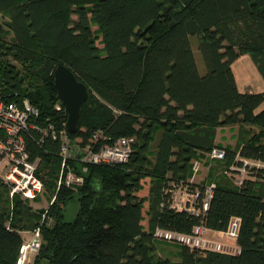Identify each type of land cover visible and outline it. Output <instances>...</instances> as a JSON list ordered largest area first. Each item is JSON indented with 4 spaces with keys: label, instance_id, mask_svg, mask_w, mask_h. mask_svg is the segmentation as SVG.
Returning <instances> with one entry per match:
<instances>
[{
    "label": "trees",
    "instance_id": "obj_1",
    "mask_svg": "<svg viewBox=\"0 0 264 264\" xmlns=\"http://www.w3.org/2000/svg\"><path fill=\"white\" fill-rule=\"evenodd\" d=\"M244 53L264 77V0H0V96L27 99L37 127L65 128L52 75L62 63L87 87L68 131L73 150L134 136L127 162L85 164L76 153L70 163L86 165L83 183L58 187L59 142L30 127L25 143L40 158L49 204L10 197L0 178V264H17L23 232L36 228L32 264H264V91L237 88L231 64ZM235 123L252 128L234 146L216 143V128ZM213 147L224 157L212 159L220 172L209 174L218 173L202 209L208 186L191 180L192 160ZM176 185L197 192V213L171 206ZM74 197L76 214L65 220ZM235 216L234 253L156 244L157 227L219 231Z\"/></svg>",
    "mask_w": 264,
    "mask_h": 264
},
{
    "label": "built area",
    "instance_id": "obj_2",
    "mask_svg": "<svg viewBox=\"0 0 264 264\" xmlns=\"http://www.w3.org/2000/svg\"><path fill=\"white\" fill-rule=\"evenodd\" d=\"M38 114L35 108L27 99L22 102L6 100L0 96V178L8 186L9 196L17 195L22 199L34 200L41 196L44 191V182L39 176L40 158H30V153L25 143V133L30 127L37 128L42 137L49 135L52 139L59 142V173L56 179L57 186L76 187L83 183L82 171L86 170V165L75 169L70 163L77 153L71 147V138L68 136L66 128L55 129L53 124L44 127H37L30 123V118ZM101 136L100 132L94 134L93 139L97 140ZM134 136H121L112 142H106L97 147L85 145L78 150L79 161L83 163H123L127 162L132 153ZM211 159H222L224 151L221 148L213 147L208 151ZM246 161V160H245ZM198 163L194 165L197 169ZM236 179V184H240L245 176L244 168ZM213 184L206 188L205 195L202 199V209H206L211 197ZM172 190L171 206L176 209H186L197 213L195 206L197 192H189L185 188L178 195ZM179 197V198H178ZM239 217H232L225 230H212L203 224H197L192 228L190 233H182L174 230L157 227L155 236L164 240L176 241L189 246L203 250H214L220 252H236L238 245L236 237L239 228ZM31 233L32 239L28 242L23 240L20 247V254L17 264H22L27 259V253H37L40 246L39 228L27 230L25 233ZM24 235V232H23ZM218 237V238H216ZM227 237L235 243H224L221 238Z\"/></svg>",
    "mask_w": 264,
    "mask_h": 264
},
{
    "label": "rangeland",
    "instance_id": "obj_3",
    "mask_svg": "<svg viewBox=\"0 0 264 264\" xmlns=\"http://www.w3.org/2000/svg\"><path fill=\"white\" fill-rule=\"evenodd\" d=\"M98 45L101 46V44H98ZM192 46H193V48L195 50V55H196V59H197V62H198L199 69L202 71L204 66H203V62H202V59H201V55L197 51L195 41H193V45ZM196 162L198 163V166H197V169L195 170L194 165H195ZM245 162L247 163L248 161H245ZM215 165H216V162L214 160H212L211 158H209L208 151L200 153L196 158H194L192 160V177H191V180L192 181L203 182L207 186L213 184L214 181L216 180L217 174L220 172V169H219L220 167L219 166L216 167ZM213 168H215V170L217 169L216 172L218 171V173L216 174V172H215V174L212 177H210L209 174L211 173ZM240 169H242V168H240ZM240 169L235 174V179L242 172ZM243 173L246 174V171L244 170ZM223 174L226 175L229 178L230 177L232 178L230 173L227 172L226 170H223ZM148 181H149L148 178H145L143 180L144 186H143V189L140 191L141 195H144V194L147 193ZM183 188H185V187H183L181 185H176V186L173 187V190L177 193L176 195H178L180 193V191L183 190ZM49 198H50L49 197V193L46 192L45 189H44V191H43L41 196L37 197V199L29 200V202H30L31 206L33 208H35V209H40V208L44 209L49 204ZM77 208H78L77 198L74 197L73 199L68 201V203L65 205V208H64V219L65 220L73 219V217L76 214ZM25 231H27V230H25ZM25 231H24V235H23V240L25 239V242H27V241L29 242L32 239L33 236L29 232L25 233ZM216 238H218V237H216ZM221 240L224 243H227V244L234 245V243H235L232 239L227 238V237H223V238H221ZM156 244L158 246H160V247L171 248L172 249L171 252H173L174 250H177L179 248V244L177 242L167 241V240L159 239V238L156 239ZM161 249L163 250V248H161ZM159 253L161 255H166L165 251H161L160 250ZM34 256H35L34 254L27 253V259L25 261H23L22 264H32ZM175 258H176V255H173V256L171 255V259H175Z\"/></svg>",
    "mask_w": 264,
    "mask_h": 264
},
{
    "label": "crops",
    "instance_id": "obj_4",
    "mask_svg": "<svg viewBox=\"0 0 264 264\" xmlns=\"http://www.w3.org/2000/svg\"><path fill=\"white\" fill-rule=\"evenodd\" d=\"M231 67L237 88L240 91H264V77L258 71L248 53L241 54L236 58L232 62ZM262 107H264V102L258 108ZM251 128L252 126L237 123L218 126L215 133V142L223 146H234L238 139L242 138L244 134H248Z\"/></svg>",
    "mask_w": 264,
    "mask_h": 264
},
{
    "label": "water",
    "instance_id": "obj_5",
    "mask_svg": "<svg viewBox=\"0 0 264 264\" xmlns=\"http://www.w3.org/2000/svg\"><path fill=\"white\" fill-rule=\"evenodd\" d=\"M52 75L57 97L67 113L66 128L73 133L77 129L81 106L87 97V87L62 63L55 66Z\"/></svg>",
    "mask_w": 264,
    "mask_h": 264
}]
</instances>
